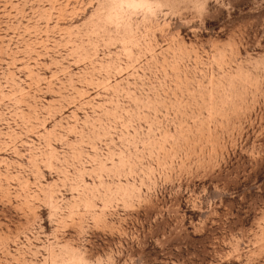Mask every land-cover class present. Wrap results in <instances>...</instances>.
Instances as JSON below:
<instances>
[{
  "label": "rangeland",
  "instance_id": "1",
  "mask_svg": "<svg viewBox=\"0 0 264 264\" xmlns=\"http://www.w3.org/2000/svg\"><path fill=\"white\" fill-rule=\"evenodd\" d=\"M0 264H264V0H0Z\"/></svg>",
  "mask_w": 264,
  "mask_h": 264
}]
</instances>
